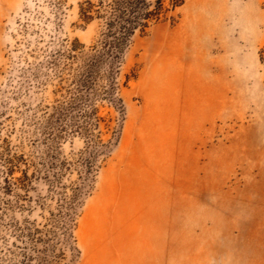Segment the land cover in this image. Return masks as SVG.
<instances>
[{"label": "rangeland", "instance_id": "1", "mask_svg": "<svg viewBox=\"0 0 264 264\" xmlns=\"http://www.w3.org/2000/svg\"><path fill=\"white\" fill-rule=\"evenodd\" d=\"M101 8L0 0V264H264V0Z\"/></svg>", "mask_w": 264, "mask_h": 264}, {"label": "trees", "instance_id": "2", "mask_svg": "<svg viewBox=\"0 0 264 264\" xmlns=\"http://www.w3.org/2000/svg\"><path fill=\"white\" fill-rule=\"evenodd\" d=\"M100 0L103 14L101 18L106 20L108 27L115 29L117 39L128 40L137 30H144L149 26L151 20L160 19L162 13L167 11L164 8L166 0ZM185 0H170L172 9L182 5ZM154 6L151 9V6ZM264 53V49L262 50Z\"/></svg>", "mask_w": 264, "mask_h": 264}]
</instances>
